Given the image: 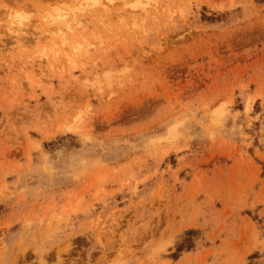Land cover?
<instances>
[{
	"label": "rangeland",
	"instance_id": "rangeland-1",
	"mask_svg": "<svg viewBox=\"0 0 264 264\" xmlns=\"http://www.w3.org/2000/svg\"><path fill=\"white\" fill-rule=\"evenodd\" d=\"M0 264H264V0H0Z\"/></svg>",
	"mask_w": 264,
	"mask_h": 264
},
{
	"label": "bare ground",
	"instance_id": "bare-ground-1",
	"mask_svg": "<svg viewBox=\"0 0 264 264\" xmlns=\"http://www.w3.org/2000/svg\"><path fill=\"white\" fill-rule=\"evenodd\" d=\"M98 1V0H97ZM107 1H109L110 2V0H107Z\"/></svg>",
	"mask_w": 264,
	"mask_h": 264
}]
</instances>
